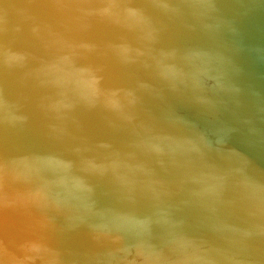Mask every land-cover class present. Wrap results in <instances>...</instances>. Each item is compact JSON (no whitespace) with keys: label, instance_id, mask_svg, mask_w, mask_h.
Here are the masks:
<instances>
[{"label":"water","instance_id":"water-1","mask_svg":"<svg viewBox=\"0 0 264 264\" xmlns=\"http://www.w3.org/2000/svg\"><path fill=\"white\" fill-rule=\"evenodd\" d=\"M0 264H264V0H0Z\"/></svg>","mask_w":264,"mask_h":264}]
</instances>
